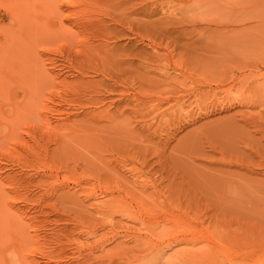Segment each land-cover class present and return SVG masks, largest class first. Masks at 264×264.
<instances>
[{"label":"rangeland","instance_id":"374dc122","mask_svg":"<svg viewBox=\"0 0 264 264\" xmlns=\"http://www.w3.org/2000/svg\"><path fill=\"white\" fill-rule=\"evenodd\" d=\"M229 263L264 264V0H0V264Z\"/></svg>","mask_w":264,"mask_h":264},{"label":"bare ground","instance_id":"6f19581e","mask_svg":"<svg viewBox=\"0 0 264 264\" xmlns=\"http://www.w3.org/2000/svg\"><path fill=\"white\" fill-rule=\"evenodd\" d=\"M2 218V217H1ZM230 264V263H229ZM231 264H233V263H231ZM235 264V263H234Z\"/></svg>","mask_w":264,"mask_h":264}]
</instances>
